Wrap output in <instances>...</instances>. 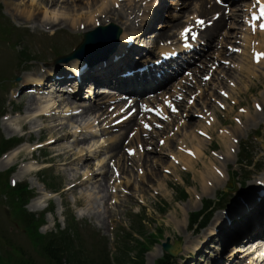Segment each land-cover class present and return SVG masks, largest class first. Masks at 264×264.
<instances>
[{
  "label": "rangeland",
  "instance_id": "obj_1",
  "mask_svg": "<svg viewBox=\"0 0 264 264\" xmlns=\"http://www.w3.org/2000/svg\"><path fill=\"white\" fill-rule=\"evenodd\" d=\"M30 1L22 0V4L17 0L14 4L19 9H34L38 21L33 23L26 21L10 5L9 0H0L2 14L23 33L19 38L22 42L14 52L8 50L12 45L7 48L4 43H0V76L5 79L0 80V100L6 114L4 120L0 119V134L3 138L18 137L22 141L20 146L1 158L3 161L0 162V173L12 168L9 184L12 181L16 184L25 182L34 192L35 198L26 206L27 210L35 204L44 207L39 212H32L36 215L53 210L45 216V224L39 230L41 234L55 233L57 226L63 229L62 215L70 211L80 225L83 246L89 248L94 242V232L98 239L107 240L103 243L104 252L114 254L118 245L122 248L118 236H126L133 231L132 221L138 215L146 234H158L161 231L163 236L145 255L144 264L147 263V256L166 238L170 239V244L180 242V252L175 257L174 264H264V245L257 250L249 248L247 252L238 253L235 257L225 256L232 247L239 249L246 245L256 246L258 241L264 244V236L250 240L242 236L238 242L231 243L240 224L249 220L253 224L260 220L258 212H254L252 218H249V212L254 207L252 205H255L256 187L261 184L264 189V61L254 63L251 57L254 51L264 53V37L249 32L244 25L247 1L224 0L229 6L227 10L220 8L219 13L217 12L220 19L211 27L212 31L215 30L211 48L202 56L203 60H198L192 68V76H182L171 88L174 91L185 82L183 87L187 91V97L200 91L199 99L195 101V105L189 107L186 101L182 102L184 106L181 113L169 118L166 124L168 127L164 131L152 133L149 137L147 133L141 132L137 117L134 122L135 129L139 130L138 137H129L132 131L128 130L122 134L127 124L113 132L110 122L120 112L111 115L109 109L112 106L108 105L109 98L104 95L86 98L90 87L84 86L80 92L79 97L83 96L84 100H76L55 93L45 84L42 90L47 95H33V106L30 104L31 98L28 101L30 95H25L21 87L28 86V79H46L51 70L69 69L64 63L55 66V55L70 54L80 43L83 34L115 27L120 30V48L121 41L138 35L141 26L144 23L148 25L147 22L150 21V27L160 24L166 26L161 32L155 28L146 30L144 33L149 36L140 38L138 43H142L143 39L146 51L152 47L157 49L166 43L175 42L179 29L192 16L210 18L213 14L207 11L209 5L206 4H212L213 0L206 1V14L199 13L200 4L193 0H175L173 5H169L166 0L158 8L153 20L146 18L144 8L147 0H115V3L114 0H34V4ZM30 3L32 6L29 7ZM142 20H145L144 23ZM43 21L54 24L42 25ZM153 36L156 38L153 39ZM22 48L28 49L33 61L17 68L16 52ZM229 49L237 50L239 54ZM214 66L217 70L214 71L212 79L208 83H200L203 75L208 74ZM97 77L103 78L99 74ZM16 78H19L18 82L15 81ZM94 86L95 92L103 87L99 82ZM221 91L230 96L228 100L219 94ZM20 92L23 95L16 97ZM170 94H162L160 98ZM49 98L55 102L52 107L54 113L50 112L46 117L36 116L33 112L38 104L49 102ZM215 102L223 103L226 111L220 110ZM72 103H77L71 105L75 110L80 109V106L93 104L96 109L88 114L75 115L71 109L73 107L68 108V111L65 107ZM255 105H259L262 111H256ZM238 108H244L252 116L242 115ZM203 111L213 113V126L207 127L204 124L206 121L195 117L203 114ZM185 118L190 126L183 127L176 133V126ZM236 121H240V124ZM5 126L10 131L9 135L3 131ZM205 128H209L208 139L202 138L199 136L200 132H197ZM225 130L235 135L236 139L234 153L230 154L228 160L224 157V148L228 142L222 135ZM172 133L176 135L171 137ZM84 138L86 141H82ZM136 138L140 139L138 142H147L144 146L146 152L141 153L142 147L134 143L133 139ZM51 140L54 142L47 144ZM160 140H166L165 146L159 145ZM77 142L81 144L77 145ZM129 142L136 154L126 160L123 156L126 155ZM38 144H42L43 149H36ZM115 144H122L121 158L112 156L111 153L109 155V148ZM190 150L197 153V156L193 155L194 158H191L181 153H188ZM199 151L201 153L198 157ZM169 154L177 157V164ZM247 155L250 161L249 158H244ZM209 161L219 165L226 176H221L222 183L215 189H205L206 195H202L204 193L200 191L199 173L207 168ZM6 162L9 163L2 166ZM108 162L120 174V178L113 184L111 169H106ZM203 165L205 166L202 168ZM42 170L46 172L40 177ZM106 170L108 173L104 174ZM105 176V180L100 182ZM41 181L52 184L56 189L46 190L45 199L42 193H37ZM72 184L75 187L69 188ZM181 191L186 194L185 201H181ZM204 200L214 203L211 217L203 229L199 230L197 226L191 228L188 217L201 210ZM262 203L264 200L261 203L256 202ZM8 211L6 200L0 195V236L3 238L0 237V241L12 252L13 249L6 246L7 244L21 249L24 258L30 259L29 264H46L33 250L24 232L13 224ZM90 217H93L92 221ZM260 229L259 224L258 228L251 230ZM125 261H128L127 257Z\"/></svg>",
  "mask_w": 264,
  "mask_h": 264
},
{
  "label": "bare ground",
  "instance_id": "obj_2",
  "mask_svg": "<svg viewBox=\"0 0 264 264\" xmlns=\"http://www.w3.org/2000/svg\"><path fill=\"white\" fill-rule=\"evenodd\" d=\"M17 0H9V2H10V5H12L13 6V8L15 7V10L17 11V12H19V14L21 15V16H23L24 17V19L26 20V21H28V22H30V23H33V22H35V21H38V16L37 15H35L34 14V9H32L30 6H32L31 5V3H33L34 2V0H31L30 2V5H29V9H24V7H23V9H19V7L16 5V4H14L15 2H16ZM41 1H44V0H41ZM46 1V0H45ZM163 2L164 1H166V0H162ZM196 1H198V3L200 4V13H204V14H206L207 12H205V3H206V1L207 0H196ZM109 2H110V0H109ZM20 3H22V0H20ZM113 3H115V0L113 1ZM167 3H170V4H172L173 3V0H168L167 1ZM23 4V3H22ZM21 4V5H22ZM34 4V3H33ZM25 5V4H24ZM153 6H154V8H155V6H156V3H153L152 4ZM23 6V5H22ZM28 8V7H27ZM110 8V7H109ZM209 9H210V11H219V9H218V7L213 3L210 7H209ZM109 11H110V9H109ZM108 11V12H109ZM237 16V15H236ZM107 18H110V17H107ZM154 19V18H153ZM172 19V18H171ZM42 21V20H41ZM145 21V20H144ZM72 22V21H71ZM150 22V21H149ZM149 22H147V24L149 25H146V23H145V26H144V30L146 31V30H152V29H157V30H159L160 32H161V30H164V28H165V26L166 25H157V27L155 26H151L150 27V24H149ZM105 23H106V21H105ZM144 23V22H143ZM151 23V22H150ZM53 25L54 23H44V21L42 22V25ZM72 24V23H71ZM55 26V25H54ZM73 27H75V26H73ZM94 27V26H93ZM221 27V25H219V28ZM88 29H89V27H88ZM87 29V30H88ZM145 31H141L140 30V32L138 33V35H137V38H138V36H139V34L140 33H142V38H146V37H148L149 35H145ZM209 32H211V35H209L208 37H210V36H213V34H214V32H215V30H213L212 31V29H209ZM165 35V34H164ZM260 35L261 36H264V33H260ZM161 36H163V34L161 35ZM153 39L154 38H156L155 36H153L152 37ZM152 38L150 39L151 40V42H152ZM139 50V49H138ZM123 51H127V49L126 48H124V50ZM144 53H146V51H141V50H139L138 52H136V55L137 56H139V57H142L143 55H144ZM120 54V53H119ZM147 55H149L148 53L147 54H145V56H147ZM131 57L132 56H124V57H122L118 62H117V64H114L113 65V61H112V58L111 59H109V63H108V61H107V63H108V66L104 69V70H106V71H103V70H99L98 71V74L99 75H102L103 74V76H104V85L106 86V88H110V90H119V89H121V87H122V85H124V88H126L125 90L126 91H129V89H131L133 86L135 87V85H134V83H133V80H127V81H123L122 79H120V78H117V76L120 74V69L121 68H124V69H127V67H131L132 65V60H131ZM144 58H146V57H144ZM143 58V59H144ZM137 59V58H136ZM139 60H137L136 62H138ZM74 62V61H73ZM260 63H262V62H260ZM253 65V64H252ZM262 65V64H261ZM260 66V65H259ZM206 68V67H205ZM102 69V68H101ZM250 70V68L248 69V71ZM74 72H76V70L74 71ZM174 72V71H173ZM148 73H149V75L151 76V71L150 70H148ZM147 73V74H148ZM156 73L157 72H154V75H156ZM160 73H161V71H160ZM160 73H159V75H160ZM171 74L172 73H170V74H162V75H158L159 77L157 78V76H154V78L151 76V78H152V80L150 81L149 80V77H143V78H141V79H139V80H141V81H149L147 84H148V86H152V87H156V85H164L168 80H169V78L171 77ZM248 74V73H247ZM168 75V76H167ZM106 77L107 78H109V80H106ZM135 78H137V76L135 77ZM90 79H95V80H97V79H99V78H93V76H91L90 77ZM31 81H33L32 79H28V82L29 83H31ZM25 82H26V80H25ZM200 83H201V81H200ZM55 85V86H54ZM138 85H140V83H138ZM47 86H49V87H51L52 88V90H53V87H56L57 89H54V90H58V91H60V92H63V91H65V89L64 88H62L63 86H57L56 84H54V82H51V80L47 83ZM24 91V90H23ZM99 91V93L97 94L98 96H101V95H104L105 96V98H110L111 96V94L110 93H108V91L109 90H107V89H100V90H98ZM20 96H22L23 95V93L22 92H20V93H18ZM19 95H17V96H19ZM91 95V92H89V96ZM92 95L94 96V93H92ZM30 98H31V102H30ZM196 99H199L198 97L196 98ZM49 102L48 101H45L44 102V104L43 105H41L42 103H39L38 104V107H37V109H36V111L35 112H33L35 115H39V116H41V115H43V114H46V113H48V112H50V110H52V107L54 106V104H55V102L53 101V99L52 98H49ZM29 102H30V104H32L31 106H33V105H35V98L33 97V96H30L29 97V100H28ZM30 106V105H29ZM79 108V107H78ZM80 108H81V112H80V114H88V113H91L92 111H94V109H96V106L93 104V106L92 105H88L87 107H85V106H80ZM262 111V110H261ZM242 115H245V116H247V117H250V116H252V114H250L249 113V111H247V110H243V114ZM256 115H257V112H256ZM255 115V116H256ZM254 115H253V117H255ZM186 121V120H185ZM210 121V120H209ZM184 125L181 127V128H185V127H188V126H190V125H188V123L186 122V123H183ZM125 125V124H124ZM212 125H213V123H212ZM211 125V126H212ZM133 124L132 123H130V122H128V124L126 125V127L127 128H125L123 131H125L124 132V134L126 133V131L127 130H129L128 128L130 127V129L131 128H133ZM125 127V126H124ZM92 128V127H91ZM58 129V128H57ZM208 129L209 128H205L204 129V133H206L207 134V131H208ZM3 131L4 132H6L5 134L6 135H9L10 134V131L8 130V128L5 126L4 127V129H3ZM130 131V130H129ZM180 130H178V132H179ZM193 135H194V133H193ZM222 135H223V137L224 138H227L228 140V142H227V145L225 146L226 148H224V150H225V155H224V157H225V159H227L228 160V158L230 157V154H232V153H234V149H235V147H234V145L236 144V139H235V135H232L230 132H228V131H223L222 132ZM82 141H86V139L84 138V139H82ZM134 143L135 144H142V142H138L139 140L136 138V139H134ZM225 142H226V140H225ZM78 143V142H77ZM81 143H78L77 145H80ZM122 145V144H121ZM121 145H118V144H115V145H112L110 148H109V153H111V155L112 156H116L117 158L119 157V158H121ZM195 150V149H194ZM201 152H202V149H201ZM200 151H199V153H198V157H199V155H200V153H201ZM193 153V155L194 156H197V153H195L194 151L192 152ZM65 154V153H64ZM64 154H62V155H64ZM62 155H60V156H62ZM202 155V154H201ZM124 157V156H123ZM145 159H146V157H144ZM2 162V161H1ZM214 162V161H213ZM9 162H6V163H3L2 164V166H6L7 164H8ZM101 163H99V165H100ZM108 166V165H107ZM189 166V165H188ZM205 165H203L202 166V168L204 167ZM122 171H124V169H122ZM108 172L106 171V173H104V174H107ZM226 173L225 172H223V169H220V167H219V165H216V164H213L211 161H209V164H208V166H207V168L205 169V170H203V172H201V173H199V176H200V182H201V190L200 191H203V193L204 194H202V195H206L205 193L207 192V190H210V191H212L211 189L212 188H216L218 185H220L222 182H221V176L223 175V176H226L225 175ZM105 178H106V176L105 177H103L101 180H99L100 182L101 181H103V180H105ZM104 182H106V181H104ZM207 185V186H206ZM210 185V187H208ZM205 189H207V190H205ZM258 189H256V191H257ZM37 193L38 194H40V193H42V195H43V199H45L46 197H47V195H45L44 194V192H43V189L42 188H39V190L37 191ZM49 195V194H48ZM256 198V197H255ZM264 200V197L261 199V201H260V203L262 202ZM264 203H262V204H253L252 206H254L253 208H252V210H251V212H249V218H252L253 217V213L254 212H258L259 213V216H260V220H258L257 221V223L256 222H254L253 224H252V222L249 220V221H247V222H244V223H242V224H240L238 227H237V225H236V227H237V229H236V233L234 234V236H233V238H232V241H231V243H233V242H238L239 241V238L240 237H242V236H245V239L247 238V240H250L251 238H253V237H261V236H264ZM29 211H31V212H39V211H41L42 209H43V206H41V205H39V204H35V205H31L29 208ZM93 217H90V220L92 221L93 219H92ZM256 219H258V217H256ZM177 224V223H176ZM259 224H260V226H261V229L260 230H251V229H255V228H258L259 227ZM256 231V232H255ZM254 232L256 233V234H254ZM232 237V236H231ZM231 237H229V239L231 238ZM256 243H258L256 246H254L255 244H252V246L251 245H246V247H239V249H237V247H232L231 248V250H229L227 253H226V255L225 256H227L228 258H230V257H235V255L236 254H238V253H245V252H247L248 250H249V248H251V249H253V250H257V248H259V247H261L262 245H264V244H262V242H256ZM254 246V247H253ZM246 248V249H245ZM226 249V248H225ZM160 254H161V249L159 248V247H156V248H154V250H153V253H151V254H149L148 256H147V263L146 264H153V262H154V260L158 257V256H160ZM227 257H226V259H227Z\"/></svg>",
  "mask_w": 264,
  "mask_h": 264
},
{
  "label": "trees",
  "instance_id": "obj_3",
  "mask_svg": "<svg viewBox=\"0 0 264 264\" xmlns=\"http://www.w3.org/2000/svg\"><path fill=\"white\" fill-rule=\"evenodd\" d=\"M1 9V8H0ZM3 147L7 149L10 145L9 142H2ZM4 189L7 190L8 194L11 196L12 202H14L19 210V217L24 226L27 229H31V233L33 236V242L38 243L42 254L49 260L51 264H61L64 261L66 264H111L109 258H89L82 256L80 250H74L72 239L70 238L69 233L67 234L65 231L60 232L57 236H50L49 238H42L37 233V222L39 220H35L33 215L26 213L23 210V205L26 203L28 198L30 197V193L26 190L24 185H18L16 188H9L7 185H4ZM209 205V204H208ZM201 214H196L195 218L200 217ZM42 218V217H41ZM72 227H67V232L75 231L74 225L71 223ZM73 228V229H72ZM138 243V254H136L135 259L131 260L130 264H143V254L147 251V246H143L142 244ZM125 253L129 255V252ZM121 252V250H120ZM124 254V253H123ZM121 257L122 256H115L112 258V262L114 264H121ZM23 260H21L20 264ZM157 264H169L168 258L164 260H160Z\"/></svg>",
  "mask_w": 264,
  "mask_h": 264
},
{
  "label": "water",
  "instance_id": "obj_4",
  "mask_svg": "<svg viewBox=\"0 0 264 264\" xmlns=\"http://www.w3.org/2000/svg\"><path fill=\"white\" fill-rule=\"evenodd\" d=\"M163 249H164L166 252H169V245H168V244H164V245H163Z\"/></svg>",
  "mask_w": 264,
  "mask_h": 264
},
{
  "label": "snow or ice",
  "instance_id": "obj_5",
  "mask_svg": "<svg viewBox=\"0 0 264 264\" xmlns=\"http://www.w3.org/2000/svg\"><path fill=\"white\" fill-rule=\"evenodd\" d=\"M262 27H264V26H262ZM262 55H264V54H262ZM259 107V106H258Z\"/></svg>",
  "mask_w": 264,
  "mask_h": 264
}]
</instances>
